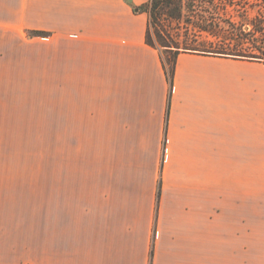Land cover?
<instances>
[{"label":"crops","instance_id":"crops-1","mask_svg":"<svg viewBox=\"0 0 264 264\" xmlns=\"http://www.w3.org/2000/svg\"><path fill=\"white\" fill-rule=\"evenodd\" d=\"M149 1L0 0V124L21 84L60 135L0 157V264H264V188L238 189V151L264 182V61L170 78Z\"/></svg>","mask_w":264,"mask_h":264},{"label":"rangeland","instance_id":"rangeland-1","mask_svg":"<svg viewBox=\"0 0 264 264\" xmlns=\"http://www.w3.org/2000/svg\"><path fill=\"white\" fill-rule=\"evenodd\" d=\"M184 18L200 17L206 22L218 23L223 28H229L227 21L232 20L242 26L245 31L252 30L254 21L258 27L264 28V1L258 0H183ZM172 22V21H171ZM162 19L160 27L173 33H183L187 24H176ZM165 25V26H163ZM154 28H152L153 32ZM154 34V33H153ZM166 62L168 54L164 52ZM21 83V82H20ZM41 95L28 94L21 88L14 102L4 101L3 117L0 131V157L20 160L42 161L45 158L60 156V135L48 132L57 129V120L44 118L42 110L34 109L41 103L35 99ZM249 151H238V189L264 188V182H250ZM40 159V160H39ZM42 163V162H36Z\"/></svg>","mask_w":264,"mask_h":264},{"label":"trees","instance_id":"trees-1","mask_svg":"<svg viewBox=\"0 0 264 264\" xmlns=\"http://www.w3.org/2000/svg\"><path fill=\"white\" fill-rule=\"evenodd\" d=\"M142 8L150 14L147 42L162 50L163 64L170 78L173 77L178 55L182 52L264 61V28L258 27L257 21L252 23V30L245 31L232 20L227 21L230 27L225 29L218 23L217 17H213L214 23L195 16L192 19L184 18L183 0H150ZM163 18L176 24L186 22V31L173 33L163 29L160 27ZM30 34L37 36L48 32L31 30ZM164 52L168 54V62Z\"/></svg>","mask_w":264,"mask_h":264}]
</instances>
